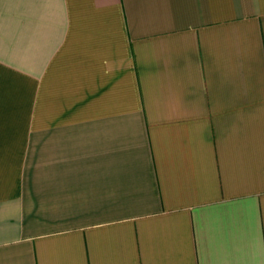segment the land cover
Segmentation results:
<instances>
[{"label": "crops", "instance_id": "crops-1", "mask_svg": "<svg viewBox=\"0 0 264 264\" xmlns=\"http://www.w3.org/2000/svg\"><path fill=\"white\" fill-rule=\"evenodd\" d=\"M0 264H264V0H0Z\"/></svg>", "mask_w": 264, "mask_h": 264}]
</instances>
